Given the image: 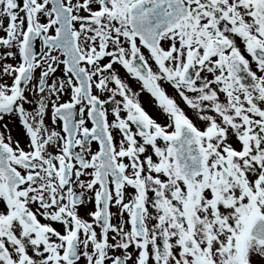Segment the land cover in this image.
Returning a JSON list of instances; mask_svg holds the SVG:
<instances>
[{
	"label": "snow or ice",
	"instance_id": "6c2138e0",
	"mask_svg": "<svg viewBox=\"0 0 264 264\" xmlns=\"http://www.w3.org/2000/svg\"><path fill=\"white\" fill-rule=\"evenodd\" d=\"M0 264H264V0H0Z\"/></svg>",
	"mask_w": 264,
	"mask_h": 264
}]
</instances>
